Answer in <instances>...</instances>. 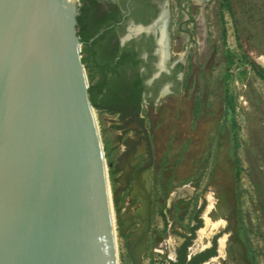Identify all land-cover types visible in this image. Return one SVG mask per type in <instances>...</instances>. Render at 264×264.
Here are the masks:
<instances>
[{"label": "water", "instance_id": "water-1", "mask_svg": "<svg viewBox=\"0 0 264 264\" xmlns=\"http://www.w3.org/2000/svg\"><path fill=\"white\" fill-rule=\"evenodd\" d=\"M79 14V0H0V264H120ZM150 220L145 191L122 226L141 224L134 264Z\"/></svg>", "mask_w": 264, "mask_h": 264}, {"label": "flooded vegetation", "instance_id": "flooded-vegetation-1", "mask_svg": "<svg viewBox=\"0 0 264 264\" xmlns=\"http://www.w3.org/2000/svg\"><path fill=\"white\" fill-rule=\"evenodd\" d=\"M87 2L86 29L97 32L85 55L99 65L93 94L107 106L96 110L117 115L125 125L120 128L125 134L121 132L124 137L121 136L117 158L109 161L121 227L127 215L141 206L145 191L151 194L150 231L141 264L146 260L151 264L157 258L160 260L155 264H250L247 257H238L233 241L237 235L236 168L228 200L231 184L224 182L223 187L220 176L205 177L203 168L189 167V140L185 136L190 126L187 122L192 118L187 112H179L186 105L178 100L184 87L183 60L168 63L172 54H178L170 44L172 0ZM180 6L185 3L181 1ZM199 21V42L203 45L202 16ZM103 77L105 82L100 90L98 85ZM167 105H173L176 112L170 113L163 123L161 112ZM131 123L134 127L128 126ZM203 164L205 161L199 163ZM189 187L193 192L188 191ZM209 193L214 197L211 220L223 217L227 225L213 233L208 231L201 245L197 237L199 229L205 226L203 213L209 204ZM221 208L225 214H220ZM140 226L135 223L127 231L136 235ZM224 233L229 235L222 253L219 238ZM172 235L182 238L179 244L174 241L173 252L168 246L172 245ZM195 246L200 247L194 253Z\"/></svg>", "mask_w": 264, "mask_h": 264}, {"label": "rangeland", "instance_id": "rangeland-1", "mask_svg": "<svg viewBox=\"0 0 264 264\" xmlns=\"http://www.w3.org/2000/svg\"><path fill=\"white\" fill-rule=\"evenodd\" d=\"M79 1L81 6L83 0ZM181 1L185 6H180ZM181 1L172 0L170 8V44L178 54H172L168 63L183 60L184 87L178 100L186 105L179 112H187L192 118L184 135L189 140V167L203 168L205 177L220 176L223 187L224 182L231 184L228 200L236 168V252L238 257H247L250 264H264V65L254 60V55L264 54V0ZM201 16L205 28L203 45L199 42ZM85 67L91 85L88 66ZM173 108L167 105L162 110L163 123L176 112ZM96 112L114 194L109 161L117 158L124 137L121 132L125 134L120 128L125 125L115 114ZM128 126L134 127V123ZM202 161L205 164L201 166ZM114 209L119 263L134 264L128 242L135 232L128 228L122 231L115 202ZM220 212L225 214L224 208ZM180 239L171 236V252L176 247L174 241L179 244Z\"/></svg>", "mask_w": 264, "mask_h": 264}, {"label": "trees", "instance_id": "trees-1", "mask_svg": "<svg viewBox=\"0 0 264 264\" xmlns=\"http://www.w3.org/2000/svg\"><path fill=\"white\" fill-rule=\"evenodd\" d=\"M87 14H88V2H87V0H83V4L80 6V14L77 17L78 34L81 37V40L84 42V45H83V53H84L83 62L86 66H88L89 76L91 78V85L89 87L90 97H91V101L95 107L105 108L107 106L105 104H103L102 102H99L98 95H96L95 93L93 94V89H95V85H92V70L94 69L97 71L99 68V65L95 64V61L93 58L85 55L86 50L91 47L90 39L93 38L95 33L97 32V31H91V30L86 29L87 26L85 25V23L87 21V19H86ZM261 74H262V72H261ZM104 82H105V77H103L100 80V83L98 85L100 90H102Z\"/></svg>", "mask_w": 264, "mask_h": 264}, {"label": "bare ground", "instance_id": "bare-ground-1", "mask_svg": "<svg viewBox=\"0 0 264 264\" xmlns=\"http://www.w3.org/2000/svg\"><path fill=\"white\" fill-rule=\"evenodd\" d=\"M165 20V19H164ZM167 20V19H166ZM164 25V24H163ZM162 25V26H163ZM161 26V27H162ZM167 27V26H166ZM162 28H164V27H162ZM168 28V27H167ZM168 35V34H167ZM166 36V35H165ZM169 37V36H168ZM164 40H165V38H164ZM161 41V40H160ZM162 43H163V41H162ZM163 46V45H162ZM165 46V45H164ZM163 50H164V48H163ZM166 54H167V52H166ZM164 56H165V52H164ZM166 57V56H165ZM164 59V58H163ZM165 60V59H164ZM254 60L257 62V63H259V64H263L264 65V54L263 55H254ZM96 121H97V119H96ZM97 124H98V121H97ZM98 127H99V125H98ZM100 130V129H99ZM112 189V188H111ZM190 190V189H189ZM112 191V190H111ZM112 194L113 193H110V195H111V199H112ZM208 196H209V204H208V206H207V208L205 209V211H204V213H203V218H204V220H205V226L204 227H202L201 229H199V232H198V237H197V243L198 244H203V239H204V237H205V235L208 233V231L210 232V233H213V232H215V231H218V230H220V229H223V228H225L226 227V225H227V222H226V220H224V219H218V220H216V221H212L211 220V218H210V215H209V213H210V211H211V209L213 208V204H214V197H213V194H211V193H209L208 194ZM221 213V212H220ZM113 217H114V220H115V209H114V206H113ZM228 233H224L220 238H219V247H220V251L223 253L224 252V247H225V245H226V242H227V238H228ZM117 236V235H116ZM118 243L119 242H117V247H118ZM198 249H199V246L198 247H194V249H193V252L195 253V252H197L198 251ZM119 252V251H118ZM173 256H175V254L173 253L172 254ZM143 258V257H142Z\"/></svg>", "mask_w": 264, "mask_h": 264}, {"label": "crops", "instance_id": "crops-1", "mask_svg": "<svg viewBox=\"0 0 264 264\" xmlns=\"http://www.w3.org/2000/svg\"><path fill=\"white\" fill-rule=\"evenodd\" d=\"M97 81H98L97 72L96 70L93 69L92 70V85H96Z\"/></svg>", "mask_w": 264, "mask_h": 264}, {"label": "built area", "instance_id": "built-area-1", "mask_svg": "<svg viewBox=\"0 0 264 264\" xmlns=\"http://www.w3.org/2000/svg\"><path fill=\"white\" fill-rule=\"evenodd\" d=\"M82 54H83V48H82ZM94 111H95V115H96V119H97V118H98V117H97V112H96L97 110L94 109Z\"/></svg>", "mask_w": 264, "mask_h": 264}]
</instances>
